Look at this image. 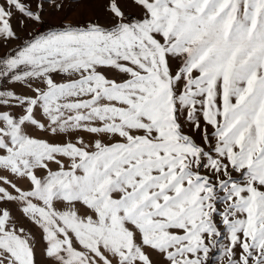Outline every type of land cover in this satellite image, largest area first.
<instances>
[{"label": "snow or ice", "instance_id": "obj_1", "mask_svg": "<svg viewBox=\"0 0 264 264\" xmlns=\"http://www.w3.org/2000/svg\"><path fill=\"white\" fill-rule=\"evenodd\" d=\"M0 264H264V0H0Z\"/></svg>", "mask_w": 264, "mask_h": 264}, {"label": "rangeland", "instance_id": "obj_2", "mask_svg": "<svg viewBox=\"0 0 264 264\" xmlns=\"http://www.w3.org/2000/svg\"><path fill=\"white\" fill-rule=\"evenodd\" d=\"M72 3V0H66V5H69V4H71ZM83 11V8L81 7V8H77L76 10H75V12H74V14H80L81 12Z\"/></svg>", "mask_w": 264, "mask_h": 264}]
</instances>
